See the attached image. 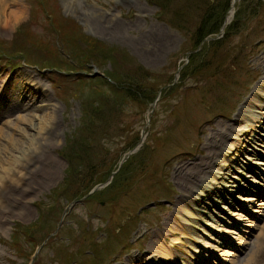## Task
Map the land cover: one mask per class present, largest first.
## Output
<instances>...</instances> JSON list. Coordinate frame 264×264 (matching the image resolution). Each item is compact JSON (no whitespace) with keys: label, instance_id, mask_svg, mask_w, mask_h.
I'll return each instance as SVG.
<instances>
[{"label":"rangeland","instance_id":"1","mask_svg":"<svg viewBox=\"0 0 264 264\" xmlns=\"http://www.w3.org/2000/svg\"><path fill=\"white\" fill-rule=\"evenodd\" d=\"M19 1L5 10L7 21L0 23V129L8 127L2 130L0 157L29 154L30 164L24 182L0 193V264H130L136 258L131 264L140 263L179 194L174 160L198 158L206 135L232 118L259 81L264 0L234 2L221 35L198 45L212 41L214 47L205 45L200 54L193 51L199 24L195 8L201 3L204 11L212 0ZM93 42L110 50V57L81 61L83 66L77 64L81 53L68 57L67 47L87 53ZM189 56L192 66L184 69ZM134 66L150 73L145 100L155 96L153 106L122 102L115 114L94 115L95 131L81 135L87 124L83 109L90 114L95 102H103L99 94L108 95L95 78ZM258 111L264 118V107ZM45 127L55 136L40 140L35 133ZM91 135L90 152L82 162L72 161L69 157L79 155L77 141ZM38 144L41 149L33 152ZM260 147L252 146L264 153ZM46 157L56 163L53 169L41 168ZM259 157L256 162L264 164ZM36 158L40 164L33 162ZM85 169L94 170L95 186L103 184L90 196L80 194L76 174L63 182L67 170L82 176ZM259 169L262 181L242 184L247 188L230 199V206L220 204L226 215L213 210L224 215L219 224L224 226H204L203 247L179 232L170 239L169 244H180L168 246L176 264H264V239H259L264 236V166ZM36 170L38 186L30 176ZM18 192H25L22 206L12 198ZM27 229L28 237L22 234ZM258 245L261 250L246 263Z\"/></svg>","mask_w":264,"mask_h":264},{"label":"bare ground","instance_id":"2","mask_svg":"<svg viewBox=\"0 0 264 264\" xmlns=\"http://www.w3.org/2000/svg\"><path fill=\"white\" fill-rule=\"evenodd\" d=\"M19 2V0H3V3H0V23L7 21L4 13L5 10L9 11L8 8H10L11 5L18 7ZM233 6L234 4L231 5L228 16L226 20H224L225 23L223 28H225L232 16ZM16 18L18 17H14V20H17ZM84 18L85 21H87V17ZM30 77L35 78L31 75ZM40 96L45 100L47 99L43 95ZM44 107L46 108V106ZM263 107L264 69L260 74L256 86L251 90L243 104L238 107L232 118L218 124L217 129L213 130L211 134H205L206 140L202 142L199 147L200 156L198 158L186 156L174 160L173 178L176 181L179 194L172 204L173 211L169 217L165 219L166 221L163 225V229L159 230L158 236L155 237L152 243L156 249H150L152 245L148 246L147 252L140 258V263L138 262L136 264H176L174 257L175 253L173 254V250L168 246L171 244L173 246L177 244L180 245L178 242L169 244L170 239L174 238L178 232L190 240L192 244L203 247L199 241L201 239L199 235L202 234L204 226L208 229L224 226V224L222 226L219 224L220 222L224 223L223 216L226 215L227 209L224 206H220V204L224 203L230 206V199H232L234 195L241 194L245 191L247 185L254 186L253 180H255V178L262 181L263 177L260 178V176L263 174L259 168L264 166V164L256 162L257 159L255 158L260 154L259 158L262 156L263 159L264 153L254 150L252 146L260 147V145L264 143V137L258 133L260 129L264 131V128L260 127L264 126V118L259 117L261 113H258V110ZM262 113L264 115V112ZM17 122L23 124L26 121L24 118L17 117ZM4 128H8L6 124H4ZM46 128L47 127H45V130H40L38 133H35L40 140H42L43 137L51 139V136H55L52 127ZM3 129H0V138L2 139L5 138L2 137ZM232 140H234V142H232ZM0 146L3 147V143H0ZM32 146L33 152H37L41 149L39 144L37 146ZM260 148L264 150L263 147ZM234 154L236 155L234 156ZM28 160L29 154L24 153L15 159H13V157L11 159H2L0 157V193L5 189L7 190V187L10 185H16L26 180L24 172L26 171ZM36 160L37 163H39L38 158L33 162L36 163ZM44 162L42 161L43 165L41 163V168L47 165L48 168L53 169L56 165L49 157H46ZM234 171L236 175H234ZM39 175L37 170L34 174H30V176H32L31 180L37 186L38 183L35 182V180ZM250 178L254 179L251 181ZM37 181L39 182V180ZM242 184L247 185L244 186ZM24 193L25 192H22L19 193L18 196L12 197L14 198L13 200L17 199L16 205L22 206V195ZM261 196H263V194H261ZM260 205L262 206V204ZM217 209H219L220 213H224V215L221 216L219 213L213 211ZM231 225L235 226L236 223ZM259 239H264V236L261 235ZM257 250H261L259 245L248 257L246 263H249L253 259ZM227 255L232 256L233 254L228 253ZM184 256L185 259H188L186 255ZM136 260H138V258L134 260L130 259L129 263L131 264L132 261L136 262ZM188 260L192 261L191 259ZM193 263L194 262H190V264Z\"/></svg>","mask_w":264,"mask_h":264},{"label":"trees","instance_id":"3","mask_svg":"<svg viewBox=\"0 0 264 264\" xmlns=\"http://www.w3.org/2000/svg\"><path fill=\"white\" fill-rule=\"evenodd\" d=\"M162 1H163L162 4H166L168 2V0H162ZM205 1L209 2V0H204V2ZM200 5L201 3L198 5V8H195V10H197L196 13L198 15V22H199L198 28L195 30L194 37H193L194 38L193 46L196 47V48L193 47V51H195L196 54H200L201 51L204 49L203 47L205 45H210V47L211 46L214 47L215 43L212 41L210 42V44L205 43L204 45L201 46L200 49L198 45L202 43L203 40L216 35V33L219 31L223 23V20L225 19V15L229 7V0H222L220 3H217L216 0H212L210 6L206 7L204 11H202V9L205 6L203 5L201 9L199 8ZM95 45L101 46V49H99V47ZM92 47L88 49L87 53L86 51L81 52L78 50L71 52L70 49L67 47V51H68L67 54H69L68 57L72 60L73 57L77 56L78 58L79 56L78 53L79 54L81 53L80 56L82 57V60H80V57H79L77 64L79 66H83L85 63H87V60H89L90 58L93 62H100L98 60L99 58L102 57L101 59L103 60L104 58L105 59L109 58L111 55L110 50H106L105 47H103L102 45L96 42H93ZM97 48L99 50H97ZM195 53H192V54L195 55ZM190 59H192V56H189V61L186 65L187 67L184 69H187L188 67L192 66L190 65V62H192ZM201 66L202 65L198 66V68L194 71V75L196 71L201 68ZM103 76H104L103 78L96 77L95 80L100 81L101 84L106 86V88L108 89V95L99 94L102 96L101 100L103 102L101 103L95 102L94 107L90 111V114H87L86 111H84L83 109L82 119L84 121H87V124L84 126V130L80 132L81 135H85L92 128H93V131H95L94 129L95 127H93L95 124L94 115L99 114V118H100L102 117V114L107 113V112L115 114L118 111V109H120L121 107H124L122 102H130V103H134V104H138L142 106H147L151 104L155 99V96H154L153 99H151L152 97H150L148 101L145 100V97H147V95L150 92V89H147L146 87L147 83L150 80L149 79L150 73L143 70L140 66L131 67L130 71L126 70V72H122V73L109 72V73H106V75L103 74ZM101 125H99V127ZM80 140H79L80 142L77 141V144H78L77 149L79 151L78 152L79 155L76 153L75 155L69 157L71 158L72 161L73 159L76 158V160L81 159V162H82L84 154H87V152H90L91 150V145L93 143L92 135L89 136L87 140L85 139L84 140L80 139ZM71 160L67 161L69 163V168H70V164L72 163ZM67 171H68L67 175H65V179L63 180V182L67 180V183H68L72 175L76 174L75 175L76 180L73 182H75L74 184L77 185L78 190L80 191V194L81 193L84 194L90 191L97 184L95 183L96 179L94 178L95 173L93 169L83 170L84 174L82 176H81L80 171L78 170L73 171V173L72 171H69V170ZM77 175L80 176V178H78ZM78 196H76V194L71 195L69 199L73 200L74 198ZM22 234L28 237L29 236L28 229L27 231H22Z\"/></svg>","mask_w":264,"mask_h":264},{"label":"water","instance_id":"4","mask_svg":"<svg viewBox=\"0 0 264 264\" xmlns=\"http://www.w3.org/2000/svg\"><path fill=\"white\" fill-rule=\"evenodd\" d=\"M237 1H240V0H232V2H230L231 4L230 5H232L234 2H237ZM218 36H220L221 35V32L219 31L218 32V34H217ZM151 106H153V103H152V105ZM122 161H124L123 159H122ZM121 163V162H120ZM120 165V164H119ZM103 186V184L101 185H97V186H94L88 193H87V195L86 196H90V195H92L94 192H96L99 188H101ZM62 215H64V214H62Z\"/></svg>","mask_w":264,"mask_h":264},{"label":"clouds","instance_id":"5","mask_svg":"<svg viewBox=\"0 0 264 264\" xmlns=\"http://www.w3.org/2000/svg\"><path fill=\"white\" fill-rule=\"evenodd\" d=\"M0 3H3V0H0Z\"/></svg>","mask_w":264,"mask_h":264}]
</instances>
